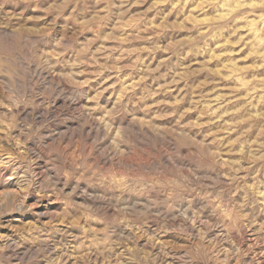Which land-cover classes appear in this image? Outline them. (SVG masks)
I'll list each match as a JSON object with an SVG mask.
<instances>
[{
  "label": "rangeland",
  "instance_id": "374dc122",
  "mask_svg": "<svg viewBox=\"0 0 264 264\" xmlns=\"http://www.w3.org/2000/svg\"><path fill=\"white\" fill-rule=\"evenodd\" d=\"M0 264H264V0H0Z\"/></svg>",
  "mask_w": 264,
  "mask_h": 264
},
{
  "label": "bare ground",
  "instance_id": "6f19581e",
  "mask_svg": "<svg viewBox=\"0 0 264 264\" xmlns=\"http://www.w3.org/2000/svg\"><path fill=\"white\" fill-rule=\"evenodd\" d=\"M199 219V218H198ZM199 225V224H198ZM249 230V229H248ZM223 233V232H222ZM224 235V234H223ZM161 240V239H160ZM257 251V250H256Z\"/></svg>",
  "mask_w": 264,
  "mask_h": 264
}]
</instances>
